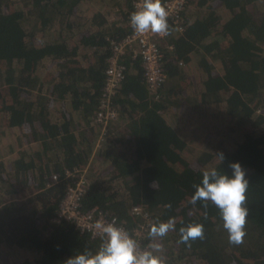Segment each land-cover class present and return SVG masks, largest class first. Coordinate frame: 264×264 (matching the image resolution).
Segmentation results:
<instances>
[{"label": "trees", "instance_id": "16d2710c", "mask_svg": "<svg viewBox=\"0 0 264 264\" xmlns=\"http://www.w3.org/2000/svg\"><path fill=\"white\" fill-rule=\"evenodd\" d=\"M216 1L230 18L197 14L184 34L170 27L159 42L167 80L158 100L149 99L140 61L124 58L127 76L115 98L124 128L98 146L101 128L93 121L112 55L109 38L129 32L101 11L123 5L127 18L133 0H0V104L11 126L19 116V126L33 131L26 139L40 146L12 163L0 160V263L65 264L98 251L102 239L53 222L73 183L65 170L80 169L90 186L84 212L115 217L128 232L137 225L134 207L147 211L152 225L175 218V231L158 241L165 264H264V9L252 10L259 0ZM202 138L204 149L194 155L190 143ZM236 162L249 180L240 245L229 243L214 204L190 203L204 171L231 176ZM53 175L58 182L45 187ZM32 179L41 191L7 200L26 194ZM194 223L203 224L204 238L179 243V229Z\"/></svg>", "mask_w": 264, "mask_h": 264}, {"label": "clouds", "instance_id": "9594fccd", "mask_svg": "<svg viewBox=\"0 0 264 264\" xmlns=\"http://www.w3.org/2000/svg\"><path fill=\"white\" fill-rule=\"evenodd\" d=\"M168 16L162 0H140L137 10L130 16V24L138 35L151 32L167 36L170 34ZM216 156L221 162L225 159L223 152ZM229 167L232 169L231 176L215 168L204 171L202 184L195 186L190 203L195 205L202 201L205 208L209 202L214 204L221 212L229 243L240 245L244 242L249 215L246 206L249 180L240 163H231ZM95 228L102 238L98 251L95 254L88 251L79 253L68 258L65 264H165L164 257L160 255L163 246L158 241L170 231H175L176 221L170 218L166 222L152 225L148 233L151 242L146 248H141L126 229L117 226L115 219L110 223L97 222ZM179 233L178 242L190 246L191 242L204 238L205 230L203 224L194 223L181 227Z\"/></svg>", "mask_w": 264, "mask_h": 264}, {"label": "built area", "instance_id": "2783aa9c", "mask_svg": "<svg viewBox=\"0 0 264 264\" xmlns=\"http://www.w3.org/2000/svg\"><path fill=\"white\" fill-rule=\"evenodd\" d=\"M189 0H162L166 7L169 16V26L177 34L185 32L184 13L186 11ZM140 0H133V12L137 10V5ZM130 16H127V26L129 32L120 41L112 40L111 51L112 55L108 60V68L105 71V83L101 91V96L96 113V122L102 126V137L98 146L104 142L113 125L118 123L120 119L119 111L115 105V98L119 94L120 88L126 80L127 67L123 63L126 56H130L132 60H139L143 69L144 80L152 95L156 98L159 91L166 83L167 74L164 69V52L159 42L167 39V36L159 34L146 33L138 35L133 30L130 24ZM171 32V31H170ZM168 51L174 50V46L167 44ZM67 177L73 179V183L67 188L65 196L59 205V210L53 219V222L60 224L63 221L72 223L78 230L83 233H88L92 238H101L99 230L95 228L97 222L110 223L115 219L117 226L119 224L117 218H107L102 214L94 215L84 212L82 209V201L89 189V181L86 177V170L76 169L74 171L65 170ZM59 177L53 175L48 182V187H52L57 183ZM132 216L137 219V225L132 228L129 234L137 240L141 248H146V234L149 233L152 219L149 213L141 207H134L131 210ZM125 229V227H123ZM96 233V235H93Z\"/></svg>", "mask_w": 264, "mask_h": 264}, {"label": "rangeland", "instance_id": "374dc122", "mask_svg": "<svg viewBox=\"0 0 264 264\" xmlns=\"http://www.w3.org/2000/svg\"><path fill=\"white\" fill-rule=\"evenodd\" d=\"M211 1L210 0H189L188 1V5H187L186 11H185V16H186V13H187V18L185 20H186V22L188 20V25L190 24L189 22H193L195 19L196 20L198 19V18H196L197 14H198V16L202 17V16H204L205 14H207L209 12H214L215 15L218 16V17L223 16V19L230 18V12H228L224 8L218 7L216 0H211ZM255 9H261V10L264 9V0H259V1L255 2L254 6L252 7V10L255 11ZM107 10L108 9L104 8L101 12L106 14V20H107V22L109 24H112L114 22H116L117 24H121V21H122L127 26L128 18H126V14H127L128 11L126 10V8L123 5L111 6L109 8V11H107ZM191 13H193L195 15V18L191 15ZM112 40H114V39L113 38H109L110 42ZM110 46H111V44H110ZM194 65H196V64H194ZM179 68L182 69L184 72H186V70H187L188 74H193L195 72L193 66H191V68H189V67L187 68L185 66L184 62H180L179 63ZM215 71L217 72V69H215ZM197 77L203 78L204 75H202L201 73H197L195 78H197ZM148 92H149V96H151V97H149L150 100H154V99L158 100V97L157 98L153 97V95H152V93H151V91L149 89H148ZM3 107H4L3 103H1L0 104V111L1 110L3 111ZM119 121H120V119H119ZM119 126H120V122L116 123L115 125H113V128H112L111 131H114L115 128H117L116 131H119L120 129L122 130L124 128L123 126H120V127ZM192 130L193 131H198V128L193 127ZM15 136H16V134H14V133H6L3 136V140L0 141V153H3L2 157L0 156V159L2 158V161L5 162V163H8V164L10 162L12 163V160L17 158L16 156H18V152H17L18 149H16L14 146L11 147L14 150V151H12L14 154H11L10 152H5L7 150V146L6 145H10V144L16 142ZM186 139H187V141L190 140V138L187 137V136H186ZM206 141H207V138H202L198 142V146L195 145V143H190L194 155L198 154L199 153L198 151H200L201 149L202 150L204 149V143H206ZM8 173H10V168H8L7 170L5 169V173L4 174L6 176H8ZM37 185H38V183L36 184L35 181L32 179L31 180V185H29V189H28L26 194H24L23 196H18V197L17 196L8 197L7 200L8 199H16V200H19V201H23L26 198L24 196H28V195L34 194L35 192H38L40 190ZM0 264H2V263H0Z\"/></svg>", "mask_w": 264, "mask_h": 264}, {"label": "crops", "instance_id": "0c3cea01", "mask_svg": "<svg viewBox=\"0 0 264 264\" xmlns=\"http://www.w3.org/2000/svg\"><path fill=\"white\" fill-rule=\"evenodd\" d=\"M95 118H96V115L94 117L93 123L97 127H100L101 128V135H100V137H99V139L97 141V144H98L101 141V137H102V126L99 125L96 122V119ZM9 121H10L9 113L7 112L6 108L5 109L3 108V111L2 110L0 111V126H1V130H3V135H1L0 141L3 140V136L6 133H14V134H16V136H15L16 142L15 143H12L10 145H6L7 146V150L5 152H10L11 154H14L12 152L14 150H13V148H11L12 146H14L16 149H18V151H17L18 152V156H16L17 158H15V159H19V158H22V157H24V156H26L28 154L37 152L39 150V147H40L39 146V142L38 143L35 142V141L33 142V140L32 141H29V139H26V137H25V136H29L28 134H31L33 131L30 128L24 129L25 126H19V122H20V117L19 116H18V120L16 122V125L17 126L12 127L11 126V123ZM2 154L3 153H0V156L1 157H2ZM15 159L12 160V162H14ZM0 160L2 161V158ZM50 179L51 178L48 179L45 187L48 185V182L50 181ZM37 186L40 189L39 191H41L42 190L41 188L44 185H42V183H38Z\"/></svg>", "mask_w": 264, "mask_h": 264}]
</instances>
